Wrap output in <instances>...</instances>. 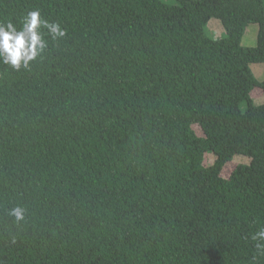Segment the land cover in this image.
I'll return each mask as SVG.
<instances>
[{
	"label": "trees",
	"instance_id": "16d2710c",
	"mask_svg": "<svg viewBox=\"0 0 264 264\" xmlns=\"http://www.w3.org/2000/svg\"><path fill=\"white\" fill-rule=\"evenodd\" d=\"M177 1L0 0L66 31L0 62V264H264V0Z\"/></svg>",
	"mask_w": 264,
	"mask_h": 264
},
{
	"label": "clouds",
	"instance_id": "9594fccd",
	"mask_svg": "<svg viewBox=\"0 0 264 264\" xmlns=\"http://www.w3.org/2000/svg\"><path fill=\"white\" fill-rule=\"evenodd\" d=\"M41 28H46L53 40L66 34L58 23L43 20L38 10L29 11L22 18L19 28L11 20L0 22V62L16 71L29 69L31 63L36 61L47 47ZM24 214L25 210L19 206L10 211L16 221L23 220ZM252 239L264 240V228L253 235ZM257 248L264 252V245L257 244Z\"/></svg>",
	"mask_w": 264,
	"mask_h": 264
},
{
	"label": "rangeland",
	"instance_id": "374dc122",
	"mask_svg": "<svg viewBox=\"0 0 264 264\" xmlns=\"http://www.w3.org/2000/svg\"><path fill=\"white\" fill-rule=\"evenodd\" d=\"M162 1L170 5H178L177 0H162ZM205 32L207 36H209L212 39H216V40L226 36V32L222 25V22L216 18H213L208 23V25L205 28ZM258 32H259L258 25H250L247 28L246 33L243 37L242 45L244 47H256L257 39H258ZM251 70L253 74L255 75V77L257 78V80H259L260 82L264 81V64H253L251 65ZM252 95L254 99V104L263 105L264 93L261 89H256ZM241 109L242 111L247 110L246 102L241 105ZM196 131L198 134H200V131L198 128H196ZM205 158H207L206 161L208 164H213L215 162V156L212 153L206 154ZM249 163H250L249 158L243 157V156H236L234 160L230 162L229 164H227V166L225 167L223 171V176L228 177L238 164H249Z\"/></svg>",
	"mask_w": 264,
	"mask_h": 264
},
{
	"label": "crops",
	"instance_id": "0c3cea01",
	"mask_svg": "<svg viewBox=\"0 0 264 264\" xmlns=\"http://www.w3.org/2000/svg\"><path fill=\"white\" fill-rule=\"evenodd\" d=\"M264 104V103H263Z\"/></svg>",
	"mask_w": 264,
	"mask_h": 264
}]
</instances>
